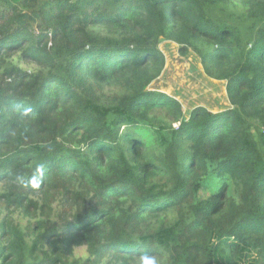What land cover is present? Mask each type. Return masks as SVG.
Segmentation results:
<instances>
[{"label": "trees", "instance_id": "1", "mask_svg": "<svg viewBox=\"0 0 264 264\" xmlns=\"http://www.w3.org/2000/svg\"><path fill=\"white\" fill-rule=\"evenodd\" d=\"M219 1L0 0V264H264V0ZM161 37L231 108L149 88Z\"/></svg>", "mask_w": 264, "mask_h": 264}, {"label": "rangeland", "instance_id": "2", "mask_svg": "<svg viewBox=\"0 0 264 264\" xmlns=\"http://www.w3.org/2000/svg\"><path fill=\"white\" fill-rule=\"evenodd\" d=\"M208 11L215 20H228L249 35L251 21L244 15L242 9L231 5L227 0L209 5ZM157 45L163 55V64L150 82V89L163 92L177 99L181 103L186 117L189 111L197 106H203L213 112L231 108L226 95V81L211 77L203 71L200 58L194 46H189L186 52H182L177 42L165 37H161ZM14 60L17 61L18 59ZM19 65L24 69L30 70L35 67L34 64H28L23 60L19 61ZM101 93L106 95V101H110L120 91L115 88H107ZM258 127L259 122L254 119L251 133L257 142L259 141ZM213 189L214 187H211L210 191ZM209 193L208 186H204L199 192V197L208 196ZM13 217L23 228L26 227L27 220L24 217L16 212H13ZM173 217L174 213L169 216V219L171 220ZM74 253L76 256L82 257L87 255L85 247L74 248ZM149 262L161 264L159 261L153 260L138 261L136 264H149Z\"/></svg>", "mask_w": 264, "mask_h": 264}, {"label": "clouds", "instance_id": "3", "mask_svg": "<svg viewBox=\"0 0 264 264\" xmlns=\"http://www.w3.org/2000/svg\"><path fill=\"white\" fill-rule=\"evenodd\" d=\"M149 264H153V262H149Z\"/></svg>", "mask_w": 264, "mask_h": 264}]
</instances>
